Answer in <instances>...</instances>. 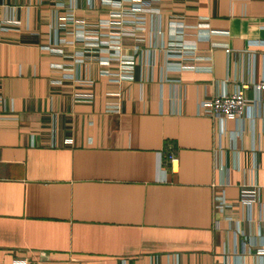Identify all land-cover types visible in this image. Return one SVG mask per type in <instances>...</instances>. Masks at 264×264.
I'll list each match as a JSON object with an SVG mask.
<instances>
[{"label": "crops", "instance_id": "obj_1", "mask_svg": "<svg viewBox=\"0 0 264 264\" xmlns=\"http://www.w3.org/2000/svg\"><path fill=\"white\" fill-rule=\"evenodd\" d=\"M262 74L264 0H0V264H264Z\"/></svg>", "mask_w": 264, "mask_h": 264}, {"label": "built area", "instance_id": "obj_2", "mask_svg": "<svg viewBox=\"0 0 264 264\" xmlns=\"http://www.w3.org/2000/svg\"><path fill=\"white\" fill-rule=\"evenodd\" d=\"M139 4H142V2H138L137 4L133 5V9H137L139 7ZM120 26V24H118ZM131 67V61L130 60H122L119 62V65L117 68V73L115 76V79L112 81H119L123 78H130V75L124 74L122 72V69ZM249 85L247 83H242L239 86H237L234 90L230 92H221L218 94L213 95L210 97L206 103V111L207 113L215 118L219 117H231V118H237L240 117L246 110L247 106L252 102L249 100L244 93V89L248 87ZM250 87L253 88V90L256 92V94H259L260 92L264 91V74H262L257 80L253 81L250 84ZM175 157L173 155L172 149H166V151L163 152L162 155V161L163 164H166V161L169 163L170 169H175ZM223 200L221 198L214 197L213 199V205L219 204L218 206H221ZM262 221V232L260 235V241L258 246L256 247V254L259 256H264V213L261 217ZM42 254V253H41ZM10 264H34V262L28 258L27 256L22 257H13L11 259Z\"/></svg>", "mask_w": 264, "mask_h": 264}]
</instances>
